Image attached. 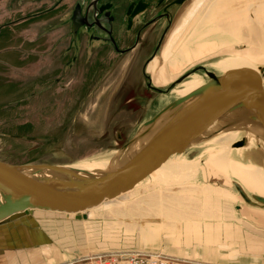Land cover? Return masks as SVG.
<instances>
[{"label":"rangeland","instance_id":"1","mask_svg":"<svg viewBox=\"0 0 264 264\" xmlns=\"http://www.w3.org/2000/svg\"><path fill=\"white\" fill-rule=\"evenodd\" d=\"M61 1L0 0L2 160L62 165L106 159L116 162L126 145L145 130V122L177 99L173 89L188 73L198 72L210 81L207 70L220 75L222 72L212 63L230 53L252 56L257 65L264 66V37H255L248 29L241 31V24L236 26L235 35L230 32L227 36H212L214 42L207 39L189 44L185 52L193 54V63L182 66L183 72L176 80L170 74L169 61H165L164 67L160 57L163 66H156L154 81L151 80L163 90L157 91L149 86L144 73L145 59L153 45L146 40L136 52L121 54L116 50L100 51V42L82 39L81 35L74 39L70 24L75 0L60 4ZM130 1L118 0L119 13ZM208 1L186 0L174 7L171 25L157 56L166 47L172 48L170 57L181 48V42L191 37L193 21ZM249 1L253 0H247V6ZM244 13H248V7ZM119 35L126 37L122 31ZM225 40L229 41L224 45ZM202 44L208 45L203 53L198 52ZM221 65L216 67L224 69ZM200 75L197 83H188L193 84L192 88L203 81ZM246 131H240L241 138L248 136ZM254 138L252 159L260 162L263 157L258 152L264 141L257 133ZM185 156L188 158L172 155L162 163L166 168L159 166L153 172L171 173L170 165L194 175L186 166L188 159L205 168L203 163L209 151L205 145H198L189 148ZM216 174L207 173L205 180L201 176L200 182L206 183L198 190L188 188L176 192L174 198L166 197L173 204L170 210L176 213L170 216L140 207L139 198L155 195L154 189L144 191L143 184L105 210L90 209L76 216L39 210L32 215L23 212L3 220L0 230L9 234L11 228L38 223L50 235L51 248L63 262L74 264L102 251L138 249L173 255L181 258L183 264H264V229L259 228L263 225L256 216L257 208L263 206L238 197L235 176ZM121 206L128 212L118 214L114 207ZM39 256L44 258V254Z\"/></svg>","mask_w":264,"mask_h":264},{"label":"water","instance_id":"2","mask_svg":"<svg viewBox=\"0 0 264 264\" xmlns=\"http://www.w3.org/2000/svg\"><path fill=\"white\" fill-rule=\"evenodd\" d=\"M79 16L76 10L73 30ZM260 71L238 68L217 75L207 70L211 77L208 84L176 99L146 121L145 130L126 145L112 170L91 172L62 164H18L0 159V222L15 213L34 209L79 213L98 206L133 189L170 156L184 152L195 141L237 124L223 120L231 112L246 113L251 124L264 130L263 66ZM149 86L163 91L152 83ZM193 96L195 99L189 102ZM221 120L223 123L217 129L205 133L209 126ZM247 144L248 136H244L234 147ZM234 184L246 202L264 206V197L250 195L237 181Z\"/></svg>","mask_w":264,"mask_h":264},{"label":"bare ground","instance_id":"3","mask_svg":"<svg viewBox=\"0 0 264 264\" xmlns=\"http://www.w3.org/2000/svg\"><path fill=\"white\" fill-rule=\"evenodd\" d=\"M208 3L209 4L206 3L207 6L199 13L198 15L199 18L193 21L192 27L194 28H193L192 35L188 40L181 42L182 43L180 45L181 48L179 47L173 53L172 57H170L169 52L171 51L172 48H168L165 46L166 48H164L160 54L164 67H166L165 61L167 60L169 61L168 63L169 71L171 72L170 74L175 80L178 79L177 78L178 76L179 77L181 76L180 74L183 71L180 68L182 66H184L188 62L190 64L193 63V60H194L192 57L193 54L191 52L186 53L187 52L186 49H189L188 48L189 44L198 42V41L199 42L207 41V39L212 40V36L213 37L215 36L214 38H216L217 36H220V34H222V36L223 35L227 36L230 32L234 34L235 31L237 30V29L235 30L236 26H240L242 23H245L248 21V18H249L248 13H245V14L244 13L243 14L241 13L230 14L229 13L227 14L225 8L223 7L224 5L222 4V0H209ZM212 41L214 42L215 39ZM221 41L222 40H219V42ZM227 41L229 40H225L224 42H222V44L224 45L227 44L228 43ZM200 46H201V50L198 52H201L203 50L202 51L203 53L205 52V50H207L206 48V46H208L207 44H202ZM262 49L264 53V48ZM255 60L256 58H253L252 56L250 57L246 54L230 53L226 57H223L220 60L212 63V66L218 69L219 71H221L222 73H225L231 69H238V68L252 69V70H255L261 73L260 71L261 65H257V61ZM160 63L161 62L157 59L154 65L155 70L157 68L156 66L159 65ZM218 64H222L221 66H223L224 69L216 67ZM160 65H162V63ZM198 75H200L198 72L188 73V77L185 80L181 81L178 84V86L173 89V92H175L178 95L177 99L181 97H185L186 95H189L190 93H193L194 91L208 84V81L205 79V76L200 75L202 76L203 81L200 80L197 87L195 89H191V86L193 84L189 85L188 83H197L198 77H199ZM182 83L186 85V87H183ZM195 96H193V98L189 100V102L193 101L195 99ZM246 115H247L246 113L240 112V111L236 113L231 112L223 120L225 122L226 121H230V122L233 121V123L237 122V124L229 127L226 130H222L218 133H215L210 137L202 138V140L200 141H195L189 146V148H192L198 145H205L207 147V151H209V156L206 162L203 163V165L206 166L208 171L215 173V174L217 173L216 175H219V172H224L225 174H228L229 176L230 175L235 176L237 178V180L235 181H237L247 193H249L250 195L254 194V195H259V196L264 197V162H262L264 158V148L260 150L259 152L257 151L258 154H260L263 157L261 158L262 160H260V162L254 161L252 159L253 156L251 153L252 152L251 147L254 148L253 142L255 139L254 138L255 133L262 136V138L264 139V130L260 126L256 125L255 123L251 124V122L249 121ZM222 123H223L222 120L216 121L211 126H209V128L205 131V133L206 134L211 133L212 131L217 129ZM242 129H247L246 133L248 134V144L242 147H234V144L237 141L241 140L242 133L240 131ZM145 139L146 138L140 139L139 140L140 142L136 144L134 148L136 149L139 145H141ZM189 148H187L184 152L180 153L184 158H188L185 156V153L187 152ZM235 151H238V152H235ZM119 160L120 158H118L116 162H110L108 159L99 160L96 162L94 166H91V163L86 161V162L70 164L69 167H73L76 169H85L91 172H96V171L105 172V171L112 170ZM193 160L195 162L202 163L200 162V159L198 158H194ZM152 174H154L153 171H152ZM150 177L151 176L148 175L144 180L139 182L138 185L143 187L142 185L145 184L146 186L144 187V191L147 188H150V190L154 189L155 195H154V198L152 197L150 198L149 196H142L141 198H139L141 201L139 204L140 207L143 208L144 210H149V211L151 210V212L153 213H160L163 211L164 214H166V216L176 214L175 212H172V210H170V206H172L173 204L169 202L166 199V197L174 198V196L176 195V192L183 191L184 187H177V186H172V185L165 186L157 182H153L152 180H150ZM167 180L173 182L172 179H167ZM145 181L146 183H144ZM201 186L204 187L205 183L198 181L197 187L200 188ZM124 193H121L120 195L114 198L106 199L101 204H103L107 200H113L121 196ZM239 194L241 195L240 192ZM241 197L243 198L242 195ZM101 204H99L98 206H100ZM259 205H262V204H259ZM95 207H92L90 209H93ZM164 208L168 209L169 212L164 211L165 210ZM90 209H87V210H90ZM257 209H258L256 210L257 211L256 216L258 217L257 221H260V223H264V206L261 208H257ZM35 210L47 211V212H60V211H51V210H42V209H34L28 213L25 211L23 212L29 214V213H33ZM23 212H18V213L20 214ZM64 213H67V212H64ZM141 214L145 215V213H141ZM83 216L86 217V215H83Z\"/></svg>","mask_w":264,"mask_h":264},{"label":"flooded vegetation","instance_id":"4","mask_svg":"<svg viewBox=\"0 0 264 264\" xmlns=\"http://www.w3.org/2000/svg\"><path fill=\"white\" fill-rule=\"evenodd\" d=\"M177 1L131 0L127 7L119 13L118 0H75L70 29L74 39L81 35L82 39L100 42L99 50L104 52L111 50H116L121 54L136 52L139 44L147 40L150 46L153 45V49L145 59L144 73L148 80L147 83H152L151 80L154 81L155 78L153 74L155 68L149 70V66L157 59L160 61V55L157 56V53L171 25L174 7L181 5ZM63 2L64 0L60 4ZM69 2L73 1L69 0ZM195 3L194 12H196ZM76 10H79L80 16L76 30H73V17ZM120 31L124 32L126 37L121 36L120 38Z\"/></svg>","mask_w":264,"mask_h":264},{"label":"crops","instance_id":"5","mask_svg":"<svg viewBox=\"0 0 264 264\" xmlns=\"http://www.w3.org/2000/svg\"><path fill=\"white\" fill-rule=\"evenodd\" d=\"M222 4L224 5L223 7L225 8L226 12L228 11V13L231 14H236V13L243 14L248 7V16L250 21L242 23V25L240 26V30L245 31V29H248V31L252 32L255 37H259V36H261L262 38L264 37V27H263L264 0L249 1V6H247L248 5L247 0H223ZM191 89H195V88L191 87ZM173 155H179L183 157L180 153H176ZM188 160L189 161H187L186 166L192 170V173H194V175L183 173L181 172L182 168H175L176 166L172 168L169 165L168 167L170 168L169 171H171V173L168 172L166 174H162L156 172L152 174L151 172L149 174L151 176L150 180L165 186L172 185L177 187H184L183 190H187L188 188L189 189L192 188L191 190H195V189L198 190L199 187H197V182L200 181L201 176L202 179L205 180L207 173L209 174L212 172L208 171L205 165H204L205 168H200L198 167L199 166L198 164L192 163L191 159ZM97 161L90 162L91 166H94ZM160 166L163 168L167 167L165 164H161ZM200 169L202 170V172H200ZM167 179H172L173 182L168 181ZM203 182L206 183L205 181ZM138 187H140V185L137 184L134 189ZM134 189L122 194L121 196L113 200L105 201L100 206L93 208V210L96 208L97 211L105 210L110 205L112 207L114 205L113 203L118 201L120 197H122L125 194L131 193L132 191H134ZM238 197L240 199L242 198L240 195H238ZM138 202L140 204L141 202L140 199ZM241 207L242 206H238V209H240V211H242L246 215L247 213L243 211ZM114 209L118 212V214H122V215L125 214V212H128L127 210H125L124 206L114 207ZM60 213H64V212H60ZM65 214L71 215V213H65ZM29 215L32 214L29 213ZM74 215L76 216L78 215V213L75 214L73 213L71 216ZM262 225L263 226L259 227L260 229L261 228L264 229V223H262ZM38 227H40L38 223L26 224L20 226L18 229L15 228L9 229L8 230L9 234L6 233V231L5 232L2 231L1 233L0 230L1 233L0 234V264H74L71 262L69 263L68 261L63 262V258H61L58 254H56V251L53 248H51L50 243L52 239L50 238V235L46 233L41 227H40L41 229H39ZM14 233L16 235H14ZM15 236L16 238H14ZM8 237H10L11 239H7ZM262 245H264V242H262ZM40 254H44V258H39Z\"/></svg>","mask_w":264,"mask_h":264},{"label":"built area","instance_id":"6","mask_svg":"<svg viewBox=\"0 0 264 264\" xmlns=\"http://www.w3.org/2000/svg\"><path fill=\"white\" fill-rule=\"evenodd\" d=\"M78 264H183L179 257L147 250H118L83 257Z\"/></svg>","mask_w":264,"mask_h":264}]
</instances>
